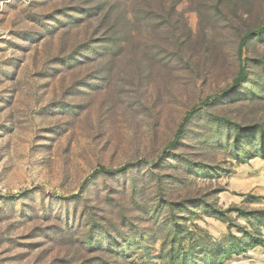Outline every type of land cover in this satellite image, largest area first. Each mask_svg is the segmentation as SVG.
I'll return each mask as SVG.
<instances>
[{
    "label": "rangeland",
    "instance_id": "obj_1",
    "mask_svg": "<svg viewBox=\"0 0 264 264\" xmlns=\"http://www.w3.org/2000/svg\"><path fill=\"white\" fill-rule=\"evenodd\" d=\"M0 184V264H264V0H0Z\"/></svg>",
    "mask_w": 264,
    "mask_h": 264
},
{
    "label": "trees",
    "instance_id": "obj_2",
    "mask_svg": "<svg viewBox=\"0 0 264 264\" xmlns=\"http://www.w3.org/2000/svg\"><path fill=\"white\" fill-rule=\"evenodd\" d=\"M248 39V36H245L241 41H240V44H239V59L242 57V53H243V50H244V47L246 45V40ZM242 75H243V71H241L240 75H239V79L242 78ZM195 114V110H192L190 113L187 114L186 118L184 119V123H186L192 116H194ZM127 168H129V166H124L122 167L121 169H119L118 171L116 172H121V171H124L126 170Z\"/></svg>",
    "mask_w": 264,
    "mask_h": 264
},
{
    "label": "built area",
    "instance_id": "obj_3",
    "mask_svg": "<svg viewBox=\"0 0 264 264\" xmlns=\"http://www.w3.org/2000/svg\"><path fill=\"white\" fill-rule=\"evenodd\" d=\"M9 193L10 191H8L5 187L0 184V195L5 196ZM12 194H16V191H12Z\"/></svg>",
    "mask_w": 264,
    "mask_h": 264
}]
</instances>
